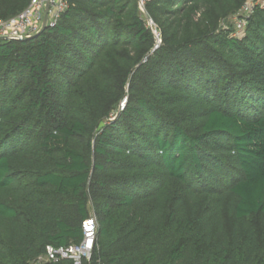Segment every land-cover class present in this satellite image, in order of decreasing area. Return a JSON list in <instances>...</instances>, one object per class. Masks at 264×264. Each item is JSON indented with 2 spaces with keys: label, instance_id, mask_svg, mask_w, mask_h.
<instances>
[{
  "label": "trees",
  "instance_id": "1",
  "mask_svg": "<svg viewBox=\"0 0 264 264\" xmlns=\"http://www.w3.org/2000/svg\"><path fill=\"white\" fill-rule=\"evenodd\" d=\"M246 1L66 0L0 39V264H72L38 259L91 211V264H264V6L225 24Z\"/></svg>",
  "mask_w": 264,
  "mask_h": 264
},
{
  "label": "built area",
  "instance_id": "2",
  "mask_svg": "<svg viewBox=\"0 0 264 264\" xmlns=\"http://www.w3.org/2000/svg\"><path fill=\"white\" fill-rule=\"evenodd\" d=\"M249 0L245 2L240 10L233 15L237 19L235 34H239L245 27V19L252 12L254 6H264V0ZM144 1L140 0V4ZM66 8V0H30L29 4L19 13L0 20V37L5 40L19 39L31 36L40 31L45 11H47L46 26L53 27L60 14ZM148 25L152 22L148 20ZM154 34L159 41V34L154 30ZM82 238L77 243L65 246L47 245L44 254L39 257L41 262L58 263L63 260H71L72 264H91L92 253L95 247L98 222L94 212L81 223Z\"/></svg>",
  "mask_w": 264,
  "mask_h": 264
},
{
  "label": "water",
  "instance_id": "3",
  "mask_svg": "<svg viewBox=\"0 0 264 264\" xmlns=\"http://www.w3.org/2000/svg\"><path fill=\"white\" fill-rule=\"evenodd\" d=\"M46 18H47V11H45V15H44V18H43V24H42V27H41L40 31H38V32L32 34L31 36H28V37H23V38H19V39H11V40H20L21 41V40H26L28 38H32V37L37 36L43 29H45V27H46ZM0 39H5V38L0 37ZM125 102H126V98L121 103V106H124Z\"/></svg>",
  "mask_w": 264,
  "mask_h": 264
},
{
  "label": "rangeland",
  "instance_id": "4",
  "mask_svg": "<svg viewBox=\"0 0 264 264\" xmlns=\"http://www.w3.org/2000/svg\"><path fill=\"white\" fill-rule=\"evenodd\" d=\"M142 1H144V0H142ZM139 2H140V0H139ZM249 3H253V1L252 0H249V2L247 3V4H249ZM139 6H140V9H141V11L143 12V3L142 4H140L139 3ZM236 22H237V19L235 18V17H230V18H228L226 21H225V24L227 25V24H233L234 26L236 25ZM92 212V211H91ZM90 212V213H91Z\"/></svg>",
  "mask_w": 264,
  "mask_h": 264
}]
</instances>
